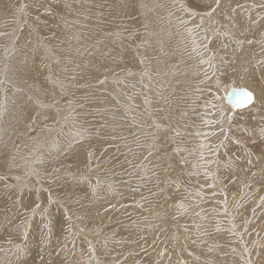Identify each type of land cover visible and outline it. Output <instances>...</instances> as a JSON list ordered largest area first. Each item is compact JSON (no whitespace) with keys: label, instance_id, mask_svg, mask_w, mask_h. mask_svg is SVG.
Instances as JSON below:
<instances>
[{"label":"rangeland","instance_id":"374dc122","mask_svg":"<svg viewBox=\"0 0 264 264\" xmlns=\"http://www.w3.org/2000/svg\"><path fill=\"white\" fill-rule=\"evenodd\" d=\"M0 193V264H264V0H0Z\"/></svg>","mask_w":264,"mask_h":264},{"label":"snow or ice","instance_id":"6c2138e0","mask_svg":"<svg viewBox=\"0 0 264 264\" xmlns=\"http://www.w3.org/2000/svg\"><path fill=\"white\" fill-rule=\"evenodd\" d=\"M216 6H219V0H216ZM212 11H215V9H212ZM210 14L211 13H209V15ZM233 97H235V99H233ZM228 99L233 108H244L254 102V95L247 89H233L232 96H229Z\"/></svg>","mask_w":264,"mask_h":264},{"label":"water","instance_id":"95a60500","mask_svg":"<svg viewBox=\"0 0 264 264\" xmlns=\"http://www.w3.org/2000/svg\"><path fill=\"white\" fill-rule=\"evenodd\" d=\"M232 93H233V90L230 91L227 95H225V97L223 98L224 101H225V107L231 111L232 115L236 114L239 110H242V109H245L246 107L244 108H233L232 105L229 103V96H232ZM233 99H235V97H233Z\"/></svg>","mask_w":264,"mask_h":264},{"label":"bare ground","instance_id":"6f19581e","mask_svg":"<svg viewBox=\"0 0 264 264\" xmlns=\"http://www.w3.org/2000/svg\"><path fill=\"white\" fill-rule=\"evenodd\" d=\"M140 56V55H139ZM38 62V61H37ZM137 69V68H136ZM102 75V74H101ZM109 75V74H108ZM123 78V77H122ZM55 81V80H54ZM103 81V80H102ZM98 83V82H97ZM55 84V83H54ZM108 84V83H107ZM186 84V83H185ZM237 90H239V89H237ZM232 91V90H231ZM256 99V95L254 94V100ZM137 100V99H136ZM205 100V99H204ZM256 101L257 100H255V102L254 103H256ZM170 105V104H169ZM215 106V105H214ZM213 107V106H212ZM249 107V106H248ZM248 107H246V108H248ZM222 108V107H221ZM224 109V108H223ZM227 112L229 111V110H226ZM72 112V111H71ZM205 113V112H204ZM180 116V115H179ZM2 117V116H1ZM2 119V118H1ZM63 119V118H62ZM70 120V119H69ZM67 123V122H66ZM197 123V122H196ZM217 133V132H216ZM222 134V133H221ZM221 137V136H220ZM210 138V137H209ZM52 139V138H51ZM222 139V138H221ZM203 140V139H202ZM40 145V144H39ZM19 148V147H18ZM59 149V148H58ZM26 151V150H25ZM27 152V151H26ZM23 154V153H22ZM44 154V153H43ZM16 156V155H15ZM11 157V156H10ZM45 157V156H44ZM24 159V158H23ZM28 159V158H27ZM40 159V158H39ZM8 162V161H7ZM14 162H16V161H14ZM23 164V163H22ZM26 168V167H25ZM61 170V169H60ZM41 172V171H40ZM42 172H43V170H42ZM52 176V175H51ZM38 177V176H37ZM66 177V176H65ZM64 178V177H63ZM57 179V178H56ZM60 179V178H59ZM62 179V178H61ZM60 179V180H61ZM90 179V178H89ZM59 180V181H60ZM34 181V180H33ZM45 181V180H44ZM77 183V182H76ZM48 184V183H47ZM61 185V184H60ZM48 188V187H47ZM2 192V191H1ZM5 192V191H4ZM67 192V191H66ZM73 192V191H72ZM1 194V193H0ZM10 195V194H9ZM43 196V195H42ZM15 198H16V196H15ZM0 199H2V197L0 198ZM18 201H19V199H17ZM10 201V200H9ZM58 201V200H57ZM20 202V201H19ZM11 203V202H10ZM23 204H24V202H23ZM19 210H21L20 208H19ZM40 210H41V208H40ZM17 215V214H16ZM50 217V216H49ZM93 219V218H92ZM21 221V220H20ZM37 222V221H36ZM33 224V223H32ZM235 224V223H234ZM29 225V224H28ZM74 231V230H73ZM78 231V230H77ZM99 231V230H98ZM73 233V232H72ZM106 239V238H105ZM84 244V243H83Z\"/></svg>","mask_w":264,"mask_h":264}]
</instances>
